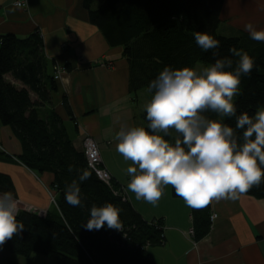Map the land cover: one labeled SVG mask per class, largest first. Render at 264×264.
<instances>
[{
  "label": "trees",
  "instance_id": "1",
  "mask_svg": "<svg viewBox=\"0 0 264 264\" xmlns=\"http://www.w3.org/2000/svg\"><path fill=\"white\" fill-rule=\"evenodd\" d=\"M225 0H104L95 8L96 0H84L92 25L98 28L110 47H122L129 65L130 91L147 90L165 66L175 69L194 68L198 62L211 66L215 59L229 57L235 68L239 57L231 56L230 47L246 52L255 67L249 76L241 77V95L235 99L238 114L253 115L264 106V44L250 35L226 37L218 33ZM206 32L220 42V47L203 52L195 43L194 33ZM218 53L215 58L212 52ZM229 71L231 69H228ZM18 83V85L16 84ZM57 82L47 72L43 40L36 32L27 38L14 34L0 37V122L10 127L22 145L23 153L12 159L0 152V161L20 163L36 175L52 174L51 185L56 206L41 216L37 212L21 211L17 220L23 230L0 245V250L22 257L39 254L54 259L56 264H155L148 248L161 245L163 223H148L133 206L114 195L88 169L84 152L74 149L62 119L53 110V94ZM148 91V90H147ZM68 116L73 113L63 101ZM47 113H44V111ZM205 115L220 120L215 113ZM142 119L147 128L148 121ZM221 122L235 128V118ZM239 134V133H237ZM176 134L172 133V139ZM167 139V138H166ZM87 172L89 178L80 182ZM76 181L81 189V205L70 206L65 190ZM0 192H11L18 198L12 179L0 173ZM172 196H177L171 186ZM264 200V182L247 193ZM111 203L120 209L121 230L104 228L87 231L83 225L89 210ZM210 204L201 209L191 208L195 241L210 231ZM9 264H20L11 261Z\"/></svg>",
  "mask_w": 264,
  "mask_h": 264
},
{
  "label": "crops",
  "instance_id": "2",
  "mask_svg": "<svg viewBox=\"0 0 264 264\" xmlns=\"http://www.w3.org/2000/svg\"><path fill=\"white\" fill-rule=\"evenodd\" d=\"M15 1L0 0V37L14 34L23 39L40 32L49 75H53L55 65L66 67L52 97L53 110L62 119L76 151L83 152L86 136L97 142L103 165L113 181L124 187L127 201L143 220L163 223L164 242L148 248L153 262L264 264V200L242 194L235 201H213L211 213L217 219L209 233L195 241L189 235L191 208L182 198L172 196L170 185L155 206L136 200L128 190L127 168L132 162L125 161L116 151L114 136L122 125L145 127L142 114L152 94L147 90L136 94L130 91L129 65L123 48L108 45L90 22L84 0H27V9L15 7ZM103 1L96 0L94 7ZM220 18V29L230 35L222 36L249 35L244 30L249 23L257 31L264 30V0H225ZM64 100L73 118L66 113ZM0 147L4 149L2 153L16 159L23 153L13 130L1 122ZM0 173L12 179L17 201L26 208L47 212L52 209L47 192L54 181L52 174L36 175L20 163L5 161H0Z\"/></svg>",
  "mask_w": 264,
  "mask_h": 264
},
{
  "label": "clouds",
  "instance_id": "3",
  "mask_svg": "<svg viewBox=\"0 0 264 264\" xmlns=\"http://www.w3.org/2000/svg\"><path fill=\"white\" fill-rule=\"evenodd\" d=\"M244 30L252 40L264 42V30L257 31L251 23ZM193 35L205 53L220 47L206 32ZM228 51L239 57L235 68L229 57L215 59L203 69L165 66L148 84L152 95L144 106L147 128L122 125L116 132V151L132 162L127 168V188L136 200L155 206L170 185L186 206L201 209L213 201H235L264 182V106L251 116L238 114L234 100L241 95V77L250 75L255 61L235 47ZM212 56L218 53L213 51ZM206 112L234 117L235 128L208 118ZM88 178L85 172L79 179L83 182ZM64 195L68 205H81L76 181L66 187ZM17 216L12 193L0 192V245L23 230ZM105 225L121 230L120 209L111 203L93 205L83 227L99 231Z\"/></svg>",
  "mask_w": 264,
  "mask_h": 264
},
{
  "label": "built area",
  "instance_id": "4",
  "mask_svg": "<svg viewBox=\"0 0 264 264\" xmlns=\"http://www.w3.org/2000/svg\"><path fill=\"white\" fill-rule=\"evenodd\" d=\"M14 5H15V7L20 8V9H27L28 8L27 0H16L14 2ZM39 34L42 38V34L40 32H39ZM64 74H66L65 68L61 67L60 65H55L53 67V75L52 76H53L55 81H60ZM83 151H84V155L86 157L88 169L90 171L94 172L101 182H103L104 184H106L108 187H110L112 189V185L114 182L113 177H112L111 173L108 171V169L103 165L99 146H98L97 142L92 137L86 136L84 138ZM113 192H114L115 196H119L124 201H127V197L125 194L124 187L120 186L119 189L114 190ZM52 201L54 202V204H56V201L53 197H52ZM46 213L47 212L45 211L44 213H40L39 215L46 216ZM213 217H215V219H213ZM216 219H217V215L214 213H211V215H210L211 226L213 225V223L215 222ZM154 223H156V222H154ZM189 235L192 238L195 237V231L193 228L190 229ZM161 238H162V240L165 239L164 231H163Z\"/></svg>",
  "mask_w": 264,
  "mask_h": 264
},
{
  "label": "rangeland",
  "instance_id": "5",
  "mask_svg": "<svg viewBox=\"0 0 264 264\" xmlns=\"http://www.w3.org/2000/svg\"><path fill=\"white\" fill-rule=\"evenodd\" d=\"M219 34H224L226 36H230L228 33H224V31H222V28L219 29L218 31ZM240 36V35H239ZM61 66V65H60ZM63 68H65L66 70V67L64 66H61ZM205 67H209V65L207 64H204L202 62H198L194 68L196 69H203ZM67 72V71H66ZM64 76V75H63ZM63 78V77H62ZM62 80V79H61ZM60 80V81H61ZM60 81H56L57 83L60 82ZM236 99V97L234 98V100ZM225 117H220V120H224ZM84 141V140H83ZM0 151L3 152V148L0 147ZM84 152V151H83ZM5 155V154H4ZM6 156V155H5ZM8 156V155H7ZM9 158H12V159H16L15 157L13 158L12 156H8ZM116 184V183H115ZM52 185V184H51ZM118 185V184H117ZM119 186V185H118ZM51 187V186H50ZM48 187L47 188V192H48V195L50 197V202H51V206L52 207H55L57 208L56 204H54V202L52 201V197L55 199L56 201V195L54 194L53 190H51V188ZM120 187V186H119ZM52 196V197H51ZM17 201V199H15ZM17 205H18V213L21 212V211H26V210H30L31 212H37L38 214L40 213H44L45 210H39V209H36L37 211H34V210H31V209H28L26 208L22 203L18 202L17 201ZM47 212V211H46ZM47 215V213H46ZM162 242H164V240H162ZM2 254H0V264H9L11 261H14V262H18L20 264H56V261L54 259H50V258H46L42 255H39V254H33L31 257H22V256H19L17 254H14V253H11V252H6V251H2L0 250Z\"/></svg>",
  "mask_w": 264,
  "mask_h": 264
}]
</instances>
